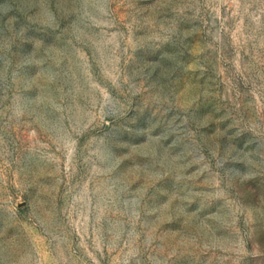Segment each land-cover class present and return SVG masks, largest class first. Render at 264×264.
Returning <instances> with one entry per match:
<instances>
[{"label":"rangeland","instance_id":"1","mask_svg":"<svg viewBox=\"0 0 264 264\" xmlns=\"http://www.w3.org/2000/svg\"><path fill=\"white\" fill-rule=\"evenodd\" d=\"M0 264H264V0H0Z\"/></svg>","mask_w":264,"mask_h":264}]
</instances>
